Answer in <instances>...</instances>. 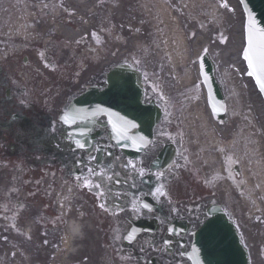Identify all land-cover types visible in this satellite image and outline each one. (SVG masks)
I'll return each mask as SVG.
<instances>
[{"label": "flooded vegetation", "instance_id": "flooded-vegetation-1", "mask_svg": "<svg viewBox=\"0 0 264 264\" xmlns=\"http://www.w3.org/2000/svg\"><path fill=\"white\" fill-rule=\"evenodd\" d=\"M34 24L22 33L0 22V253L11 254L9 263L190 264L194 232L218 205L239 228L253 264H264V204L251 215L254 204L242 211L237 200L241 167L264 171V137L259 149L246 151L234 130L209 141L203 128L194 143L186 123L196 97L191 87L174 86L142 55L96 61L83 52L86 40ZM121 62L143 88L141 103H132L140 125L129 130L135 151L120 147L107 116L64 117L88 89L106 91ZM80 213L101 219L97 239L66 260L68 225Z\"/></svg>", "mask_w": 264, "mask_h": 264}, {"label": "rangeland", "instance_id": "rangeland-1", "mask_svg": "<svg viewBox=\"0 0 264 264\" xmlns=\"http://www.w3.org/2000/svg\"><path fill=\"white\" fill-rule=\"evenodd\" d=\"M32 1L34 0L7 2L10 17L14 15L17 23L32 21L33 16L24 11V6L29 7ZM58 1H49V11L64 12L65 7L59 5ZM88 1L89 5L79 9L75 6L74 9L78 15L86 16L89 27L87 30L91 32L88 36L95 34L89 47L94 49L95 59L108 54L144 55L146 63L162 74L170 75L177 85H181L182 81L196 83L199 96L195 102L200 104L201 97L204 102L206 99L197 83L200 79L198 61L204 49H207L218 64L226 83L230 116L247 121H264V115L260 116L261 113L264 114L262 98L252 79L247 76L248 68L243 58L246 17L239 0H170L171 3L163 0H107V3L104 0ZM168 4L174 7L173 11ZM195 4L202 6L196 12L198 14L189 21V31L184 26L186 31L181 35L187 44L183 45L179 37L178 40H172L171 35L178 21L182 23V27L183 23H187L185 13ZM48 21L53 22L54 17H49ZM192 31L196 36H201V43L197 46L195 36H190ZM171 42L178 47L175 51L170 50V47L174 50ZM182 54L186 59L177 62L176 58ZM247 121H242L241 125ZM209 129L212 130L213 126L210 125ZM0 257L9 259V254H2Z\"/></svg>", "mask_w": 264, "mask_h": 264}, {"label": "water", "instance_id": "water-1", "mask_svg": "<svg viewBox=\"0 0 264 264\" xmlns=\"http://www.w3.org/2000/svg\"><path fill=\"white\" fill-rule=\"evenodd\" d=\"M247 14L246 36L249 57L253 62L254 77L261 74V54L262 43H264V0H241ZM252 44L250 46L249 39ZM245 54V53H244ZM248 63V61H247ZM201 75L208 92L209 106L215 118H223L226 113V103L222 89L216 79V69L210 57L205 54L200 59ZM119 83L118 88L110 90L125 94L126 89L130 90L133 86V76L130 72L120 69L115 72L111 78ZM124 83L122 84V82ZM126 81H132L131 84ZM257 83V81H256ZM129 85V86H128ZM258 85V84H257ZM264 94V93H263ZM81 105L90 102V94L87 93L77 101ZM81 114V110H76ZM106 109H97L96 114L105 113ZM121 110L113 109L117 113ZM82 116L83 115H79ZM115 125L121 127L118 120L114 121ZM210 219L195 235V243L190 259L193 264H250L248 253L243 247L238 232L234 225L228 220L226 215L218 208H213L209 212Z\"/></svg>", "mask_w": 264, "mask_h": 264}, {"label": "bare ground", "instance_id": "bare-ground-1", "mask_svg": "<svg viewBox=\"0 0 264 264\" xmlns=\"http://www.w3.org/2000/svg\"><path fill=\"white\" fill-rule=\"evenodd\" d=\"M71 2H73V4H75L76 6H79V7H81V6L83 7L84 5L87 4L86 0H71ZM201 6H202L201 4L200 5L195 4V6L189 8V11H186L185 16L187 17L186 19L188 21H187V23H183V27H182V23L180 24L179 21L176 23V29L171 35L173 37L172 40H178V37H179V40H181V43L183 45L187 44L186 39L181 34H183V32L186 31L184 26L186 25V27H187V25H190L189 21H191L198 14L196 12L199 11V8ZM170 9H172V7H170ZM175 20L177 21V19H175ZM58 21L62 23L61 25L60 24L58 25V28L60 29V31L62 33H64L67 36H72L74 38H78V37H81L85 33L84 30H82V29H78V31H71L70 29H68V27H67L68 24L74 25L77 22L74 15L72 17H70L68 19V21L61 20V17L58 18ZM187 30H188V27H187ZM193 32L194 31H192V33ZM200 39H201V36H198L197 41H196V46L201 43V41H199ZM171 44H172L174 50L171 47H170V50L175 51L178 48L177 45H175L174 42H171ZM182 59L183 60L186 59L184 54H182L178 58H176V61L181 62ZM242 121H247V120L236 118V128L239 127V128H243V129H250V127H252L254 129H256L257 131H259L258 129H260L262 127L261 123L255 121V120H252V121L248 120L247 123L244 125H241ZM72 229L74 230V228L71 227V230Z\"/></svg>", "mask_w": 264, "mask_h": 264}, {"label": "snow or ice", "instance_id": "snow-or-ice-1", "mask_svg": "<svg viewBox=\"0 0 264 264\" xmlns=\"http://www.w3.org/2000/svg\"><path fill=\"white\" fill-rule=\"evenodd\" d=\"M226 7V5H225ZM262 34H264V29H261L260 30ZM249 44L251 46L252 44V40L251 38L249 39ZM244 58L245 60L248 61V67L250 69L249 71V76H255L256 73L254 71V65H253V62L252 60L250 59L249 57V54H248V51H245V54H244ZM261 74L259 76H256V81H257V84L259 86V89L262 93H264V43H262V54H261ZM119 120H122L123 121V118L122 117H118ZM124 124L128 125L130 129H134L136 127L135 124L131 123L130 121H123ZM113 130L117 133V136L119 137V139H123V140H131V136H128V135H122L120 133V130L116 127V125L114 124L113 125ZM119 139H118V142H119ZM80 147H83V145H80ZM134 167V166H133ZM85 187L87 188L88 187V184L85 183ZM97 187H99L97 185ZM157 193L161 196L164 195V192L160 189V188H157ZM145 208H147V205H144Z\"/></svg>", "mask_w": 264, "mask_h": 264}]
</instances>
